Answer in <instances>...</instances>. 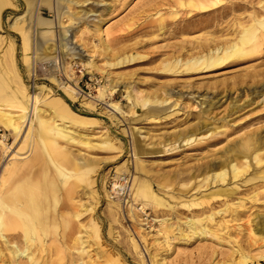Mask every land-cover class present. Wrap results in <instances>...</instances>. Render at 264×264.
<instances>
[{
  "label": "rangeland",
  "instance_id": "1",
  "mask_svg": "<svg viewBox=\"0 0 264 264\" xmlns=\"http://www.w3.org/2000/svg\"><path fill=\"white\" fill-rule=\"evenodd\" d=\"M10 1L14 5H7L3 12L0 54L5 39L12 40L15 64L28 88L44 84L61 95L71 109L86 116L72 126L74 134H88L96 144L87 147L76 139L67 144L70 151L86 155L92 166L91 188H78L74 199L75 204L87 207L79 222L94 218L99 226V238L89 242L90 258H84V264H108L104 261L106 256L118 259L121 264H225L229 247L235 243H225L222 238L207 234L188 240L174 238L167 246L158 235V228L162 218L173 221V229L175 224L183 228L181 222L187 217L201 215L208 207L219 210L224 198L215 195L206 199L205 194L221 186L232 188V202H242L243 207L238 209L242 218L249 215L251 220L258 221V216L264 217V163L251 165L247 172L235 178L227 171L223 183L204 178L211 173H203L207 165L227 161L245 151L242 144L248 136L261 140L259 145L264 152V47L252 55L232 56L220 65L198 70H165L164 63L170 60L171 53L191 47L196 37L229 36L235 17L245 15L252 7L258 9V3L264 0H225L222 5L229 6L232 2L237 7L232 11L217 8L211 12L179 3L188 0L67 1V10L81 14L80 18L73 16L71 20L79 24L74 25L73 31L76 43L84 51L81 55L59 52V59H64L67 67L69 64L72 68L62 85L44 75L31 76L26 72L21 60L20 37L10 28L11 18L23 13L24 2ZM198 1L192 0L193 3ZM40 13L48 18L55 15L47 7H41ZM98 19L104 21L105 26L111 22L107 33L113 53L109 58L100 52L99 39L91 31ZM68 22L64 20L63 24ZM80 27L82 29L77 30ZM217 29L218 32H214ZM85 54L92 55L103 72L83 66ZM131 56L135 57L131 59ZM107 60L116 63L121 60V63L109 66L105 64ZM46 69L58 73V68L48 66ZM107 79L113 80V91L99 97L97 88L106 84ZM67 84L76 85L80 93L72 98L64 95ZM137 94L142 97L136 101ZM91 96L94 98L88 105L86 102L90 99L86 98ZM141 98L148 99L149 103L142 106ZM162 98L166 101L161 102ZM112 103H117L119 110L113 111ZM195 127H198L199 140L186 142L177 138ZM105 134L111 139V146L102 145L101 138ZM140 161L144 171L136 169ZM134 177L138 181L147 180L166 205L148 202L143 213L139 209L143 198L133 200L128 187ZM117 180L124 184V189L113 191L112 183ZM191 198L198 204L189 208L180 204L181 200ZM218 216L215 215L216 220ZM235 223L239 222L229 224ZM135 227L143 228L149 235L140 238ZM230 228L242 229V226ZM131 237L138 253L131 247ZM237 241L253 260L264 264V245L258 247L263 240L253 243L241 231ZM67 247L61 256L64 264H82L73 241ZM100 249L105 252H99Z\"/></svg>",
  "mask_w": 264,
  "mask_h": 264
},
{
  "label": "bare ground",
  "instance_id": "2",
  "mask_svg": "<svg viewBox=\"0 0 264 264\" xmlns=\"http://www.w3.org/2000/svg\"><path fill=\"white\" fill-rule=\"evenodd\" d=\"M67 1L71 0H23L25 7L23 13L14 19L11 18L10 22L11 30L20 37L21 60L26 72L31 76L44 75L51 82H59V85L64 83L65 77L72 71L69 64L67 67L64 59H59L60 53L67 51V54L81 55L84 51V48L76 43V35L73 31L74 25L79 26V24L71 20L73 16L80 18L81 14L67 10ZM223 1L227 0H199L196 3L188 0L179 3L190 5L203 12L215 11L217 8L223 9L222 11L226 9L232 11L237 7V4L232 2H229V6L222 5ZM7 5L14 4L10 0H0V29ZM258 6V9L252 7L250 11H244H248L245 15L239 14L235 17L229 36L223 34L224 37L220 38L196 37L192 46L185 51L171 53L170 60H165L164 69L190 71L210 68L222 64L232 56L245 57L258 52L264 47V1H260ZM41 7L54 11V18L42 16ZM67 19L69 22L63 24ZM70 24H73V27ZM110 24L111 22L105 26V22L98 19L91 28L93 35L98 37V43L101 44L100 52L105 54L106 58L113 53L108 43L107 28ZM81 29L82 27L77 28V30ZM214 32H218V29ZM1 40L3 37L0 35V44ZM93 45L95 47L96 43ZM14 46V42L6 38L0 54V264H64V257L61 256L67 251V244L71 241L84 264L83 259L90 258L89 242L94 240L93 238H99V226L94 218L88 219L85 223L79 222V217L87 211V207L75 204L74 199L78 188H91L92 180L89 179V172L92 166L86 155L74 153L72 150L71 152L67 144L75 142V139L87 147L96 144L91 142L93 137L88 134H74L72 126L81 122V117L86 116H81L71 109L61 95L53 93L44 84H37L35 87L33 85L34 88L29 89L30 86L25 83L16 67ZM30 53L32 55H29ZM85 55L87 58L81 63L83 66L103 72L93 61L92 55ZM134 57L131 56V59ZM118 63H121V60H117V63L105 61L109 66ZM45 65L58 68V73L43 70L42 67ZM61 66L65 69H61ZM98 77L100 81L101 75L98 74ZM112 83L113 80L107 79L106 84H100L97 88L98 96L103 97L111 93L114 87ZM76 88V85L67 84L64 95L69 98L74 97L75 94L80 93ZM139 97L142 96L137 94L136 101ZM93 98L92 96L86 98L90 99L86 103L91 105ZM140 101L142 106L149 103L145 98H141ZM164 101L166 99L162 98L161 102ZM112 105L113 111L119 110L117 103ZM198 133V127H195L177 138L186 142L196 141L201 138L197 137ZM110 140L105 134L104 138H101V143L111 146ZM244 142L242 148L245 151L227 161L207 165L203 173L211 174L204 178L211 177L212 181L223 183L227 171H230L235 178L247 172L251 165L263 164L264 152L259 145L262 143L261 140H254L248 136ZM136 169L145 170L141 161L138 162ZM233 186L237 187L236 184ZM128 187L131 189L133 200H137L138 197L143 198L144 202L139 208L143 213L144 205L148 202L166 205L147 180L138 181L134 177L131 186ZM112 189L122 190L124 184L117 180L112 183ZM232 194L231 187L221 186L210 190L205 194L206 199L221 195L224 198L222 208L214 211L208 207L202 210L204 216L201 214L187 217L181 222L183 228L175 224L173 229L174 222L162 218L158 235L163 238L167 246L174 238L188 240L198 235H213L215 238H222L225 243H235L229 247V258L225 264H262L258 260H253L252 255L239 247L237 237L241 231H244L253 243H256V240H263L258 247L264 245V217L258 216V221L251 220L249 215L242 218L238 209H241L243 204L241 201L232 202ZM180 204L189 208L198 202H195V198H191L181 200ZM88 211L91 214L92 209ZM216 214H219L217 220ZM130 215L134 218L132 212ZM230 221L239 223L230 225ZM204 222H210L211 225L207 226ZM231 226L236 228L242 226V229L231 230ZM173 230L177 232L174 233ZM135 232L142 239L145 235H149L141 227H135ZM130 243L133 251L138 253L137 244L132 237ZM99 252L105 250L100 249ZM104 261L108 264H121L118 259L111 260L107 256Z\"/></svg>",
  "mask_w": 264,
  "mask_h": 264
},
{
  "label": "built area",
  "instance_id": "3",
  "mask_svg": "<svg viewBox=\"0 0 264 264\" xmlns=\"http://www.w3.org/2000/svg\"><path fill=\"white\" fill-rule=\"evenodd\" d=\"M48 66H49V65H45L44 67H42V69L44 70V69H46V67H48ZM79 73H80V74H83L81 70H79ZM82 76H83V75H82ZM87 85H90V83H87Z\"/></svg>",
  "mask_w": 264,
  "mask_h": 264
}]
</instances>
